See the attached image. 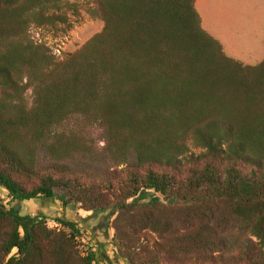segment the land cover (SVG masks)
Here are the masks:
<instances>
[{
	"label": "trees",
	"instance_id": "trees-1",
	"mask_svg": "<svg viewBox=\"0 0 264 264\" xmlns=\"http://www.w3.org/2000/svg\"><path fill=\"white\" fill-rule=\"evenodd\" d=\"M65 1L0 0V264H100L19 208L40 199L106 214L128 264H264V61L228 57L197 0H93L103 30L59 60L31 28Z\"/></svg>",
	"mask_w": 264,
	"mask_h": 264
},
{
	"label": "rangeland",
	"instance_id": "rangeland-1",
	"mask_svg": "<svg viewBox=\"0 0 264 264\" xmlns=\"http://www.w3.org/2000/svg\"><path fill=\"white\" fill-rule=\"evenodd\" d=\"M206 3L207 0H197L196 5L199 15H202L200 17L203 29L221 45V41L225 42L243 62L228 55L222 46L225 54L244 65H246L244 62L248 60V63L251 64L248 66H256L262 63L264 61V0H208L209 13L205 10ZM96 10L93 0H66L56 9L48 12L59 15L61 20H56L55 24L50 26H34L31 28V34L38 43L49 47L57 59H65L103 30L104 22ZM91 137L99 149L97 154L90 158L80 157L71 166L74 171L89 178H102L109 172L110 168L106 155L101 151L106 142V130L96 127L91 131ZM47 162V158L41 154L39 156L40 165L44 166ZM105 196L108 201H111L110 193H106ZM0 198L5 203L10 201L8 192L1 187ZM47 201H50L51 208L62 209L58 199ZM35 205L36 207L39 206ZM78 207L80 206L77 205L75 211H72L70 207L67 208L68 210L63 209L59 212L62 215L60 217L56 216L58 213L56 211L44 216L51 221L65 217L64 214L71 211V218L83 230L82 239L87 246L94 244L92 236L99 235L102 229L103 233H107L106 235L109 236L107 240L110 242L109 249L110 246L114 248L112 220L109 221L104 213L85 212ZM19 208L23 213L25 212L22 205H19ZM131 235L136 234L131 233ZM109 257L111 264H120V261L123 260L118 258L117 251L114 255L109 254ZM125 262L128 264L127 261Z\"/></svg>",
	"mask_w": 264,
	"mask_h": 264
},
{
	"label": "crops",
	"instance_id": "crops-1",
	"mask_svg": "<svg viewBox=\"0 0 264 264\" xmlns=\"http://www.w3.org/2000/svg\"><path fill=\"white\" fill-rule=\"evenodd\" d=\"M196 5H197V1H196ZM208 0L207 3L205 4V10L206 12H208ZM197 9V7H196ZM198 11V9H197ZM209 13V12H208ZM200 16L202 17V15L200 14ZM222 46L224 47V50L228 53V55H230L231 57H233L234 59H237L239 61H242L241 59H239L237 57V55L234 53L233 49L229 46L226 45L225 42H222ZM235 46V45H234ZM243 62V61H242ZM249 61H245L244 63L246 65H251L250 63H248ZM39 205L36 207V205ZM22 207L24 208L25 212L24 215H48L47 213H51L52 211H56L58 212L56 214V216H62L61 213H59L60 211H62L63 209H59V208H51V203L50 201H47L46 199H40L38 201H30L28 203H23ZM53 209V210H52ZM68 210V209H67ZM72 210V209H71ZM43 211V212H42ZM73 211V210H72ZM75 211V210H74ZM71 211H67L66 214H64V216L71 222L76 223V221L74 219L71 218L70 215ZM91 216V215H90ZM78 218V217H77ZM82 220V219H80ZM77 226L79 227V225L77 224ZM80 228V227H79ZM104 231L101 229V231L99 232V235H93L92 239H93V243L92 246L95 249V253L97 256V259L99 261L100 264H111V258L109 257V254L114 255L116 250L114 248H112L110 246L109 249V244L110 242L107 241L109 239V236L106 235L107 233H103ZM111 238V237H110ZM107 245V246H106ZM110 250V252H109ZM120 264H127L125 261H120Z\"/></svg>",
	"mask_w": 264,
	"mask_h": 264
},
{
	"label": "built area",
	"instance_id": "built-area-1",
	"mask_svg": "<svg viewBox=\"0 0 264 264\" xmlns=\"http://www.w3.org/2000/svg\"><path fill=\"white\" fill-rule=\"evenodd\" d=\"M59 54L60 52L57 51ZM46 225L49 227V228H52V229H55V230H61V229H64L56 220H48L46 219ZM78 242H80L82 245L84 246H87L86 242L84 241V239H78Z\"/></svg>",
	"mask_w": 264,
	"mask_h": 264
}]
</instances>
